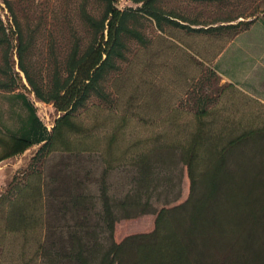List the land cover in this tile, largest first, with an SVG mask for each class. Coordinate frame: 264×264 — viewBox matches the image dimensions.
Returning a JSON list of instances; mask_svg holds the SVG:
<instances>
[{"label": "trees", "instance_id": "trees-1", "mask_svg": "<svg viewBox=\"0 0 264 264\" xmlns=\"http://www.w3.org/2000/svg\"><path fill=\"white\" fill-rule=\"evenodd\" d=\"M120 1L76 0L70 11L56 14V24L43 26L22 19L15 0H0L11 22L0 14V90L27 110L18 127L0 124V162L32 147L41 122L26 93L17 92L21 87L29 85L59 112L28 167L0 190V264H264V123L225 118L197 82L186 92L194 95L193 125L174 119L169 131L123 143L134 99L120 113L124 88L117 81L135 48L151 46L153 22L175 53L220 77L214 58L264 14V0L214 17L166 5L239 9L245 0H131L125 7ZM185 35L203 40L193 43ZM37 40H48L46 73L32 60ZM224 89L220 95L246 93L232 83ZM94 107L122 115L120 124L105 131L96 119L82 122ZM58 153L61 161L46 172ZM85 154L103 163L98 178L90 169L71 170L65 160ZM129 165L136 173L116 191L111 175ZM92 182L98 193L87 191ZM146 215L154 218L150 229H131L140 220L119 228Z\"/></svg>", "mask_w": 264, "mask_h": 264}, {"label": "rangeland", "instance_id": "rangeland-1", "mask_svg": "<svg viewBox=\"0 0 264 264\" xmlns=\"http://www.w3.org/2000/svg\"><path fill=\"white\" fill-rule=\"evenodd\" d=\"M15 1L16 12L22 19H28L34 24L40 23L43 26H52V24H56V14L70 11L76 2V0ZM260 2L261 0H245L241 2L239 9L238 7H235V5L234 7H223L217 6L216 4H193L189 1H185L184 3H170L166 5V7H174L189 14H202L203 17H214L217 13L228 11L232 8L235 11L249 10ZM132 5L133 3L131 0L120 1L121 7ZM0 14L5 18L4 20L8 24L11 23L10 12H8L3 4H0ZM262 17H264V14H259V18L264 20ZM263 20L261 22H264ZM148 27L147 34L152 40L151 46L149 49L143 48L139 50L135 48L134 52L136 53L134 54L135 56L133 55L134 58L124 65V72H122L117 79L118 83H120L119 85L124 88L121 91V101L123 102L124 107H122L123 109H120V113L125 112L124 109L127 108L126 106L129 97L133 95L134 99L132 110L129 111L128 115L130 118L127 117L130 123L129 128L125 133L126 138L123 139V143H127L133 138H146L159 131H169L170 127L168 124L174 119H176V121L182 126L185 123L193 125L196 121L194 115L196 107H194V99L192 98L194 95L190 93L187 97L186 92L193 87L196 89L197 82L207 86L209 89L208 91H210L209 93L212 98H214L210 107L216 111L220 110L225 118L228 117L232 120H243L246 123L247 121H255L257 124L264 123L263 102L253 98L249 94L247 95V92L245 95L236 90L230 95H227L226 93L220 95L221 91L223 92L224 90L225 92L224 87L227 85V82H224L220 77H215L207 72H202L197 64H189L184 60L183 55L175 53L174 50L163 41L165 39L161 37L154 22L149 23ZM185 38L187 40H192L193 43L197 40H203L189 37L187 35H185ZM62 42L64 41L62 40ZM14 43L16 44L15 41ZM15 52L13 53V59L15 61L16 69L19 71L17 64L18 58ZM50 59L51 55L48 48V40H37L32 55L34 63L39 69L46 73L49 69L48 65L50 64ZM21 74L23 76V81L27 84L24 73ZM29 88V85L27 87H21L17 92H24L33 100V102H39ZM11 96V93L0 90V124L4 123L13 129L20 125V118L25 116L27 110L22 106L20 100H13ZM51 104L52 103H46L45 105L37 107L41 116H43L50 125L54 124L55 119L59 116L58 110L53 104ZM88 113L89 116L86 115L84 119L81 117L80 120L88 124L89 120L96 119V121L101 123V126L105 131H112L113 128L120 124L119 122L122 116H111L110 110L107 108L100 112L94 107ZM208 118L211 119L212 116H209ZM169 133L173 132L170 131ZM31 157L27 161L21 160L16 171L27 168ZM61 158V153L52 155L46 163V172H48L53 164L61 161ZM65 160L70 164L69 168L71 170L79 171L81 172L80 174H83L87 169H90L94 171V178H98L101 175V172H103L102 168L104 165L95 154L93 156H90V154H85L79 157L71 156L69 158L66 157ZM14 173L11 174L8 182L11 180ZM135 173V168L131 165L118 168L112 173L110 182L113 183L114 188L117 189L116 191L122 192L125 189L124 186L130 181ZM7 183L5 186H7ZM87 191L98 193L97 183H90ZM187 193L188 180H186L185 184V196ZM153 219V216L146 215L127 223L123 221L119 223V228H126L128 227V224L130 225L131 223L140 220L141 223L132 224L131 229H142L141 227L143 226H145L144 229H150L153 226ZM128 232H130V230L125 231V233Z\"/></svg>", "mask_w": 264, "mask_h": 264}, {"label": "crops", "instance_id": "crops-1", "mask_svg": "<svg viewBox=\"0 0 264 264\" xmlns=\"http://www.w3.org/2000/svg\"><path fill=\"white\" fill-rule=\"evenodd\" d=\"M262 20L258 18L248 29L233 37L214 58L212 66L224 82L236 85L264 103V22H261ZM27 98L36 108L46 104L43 101L35 103L29 96ZM37 114L41 122L38 131L33 135L35 142L33 146L23 154L11 156L0 162V190L19 167L20 161H27L36 152L53 125L47 123L39 110Z\"/></svg>", "mask_w": 264, "mask_h": 264}]
</instances>
